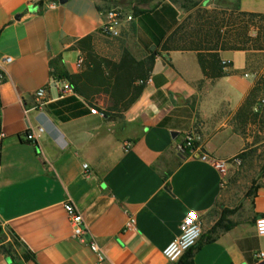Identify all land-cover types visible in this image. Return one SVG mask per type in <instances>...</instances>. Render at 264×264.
Returning a JSON list of instances; mask_svg holds the SVG:
<instances>
[{
  "label": "crops",
  "instance_id": "crops-1",
  "mask_svg": "<svg viewBox=\"0 0 264 264\" xmlns=\"http://www.w3.org/2000/svg\"><path fill=\"white\" fill-rule=\"evenodd\" d=\"M233 1L239 12L264 15V0L202 4ZM149 2L154 6L144 13L127 14L130 31L120 33L131 55L136 48L137 60L156 54L149 81L113 117L106 112L109 96L91 90L86 79L78 81L80 92L71 86L63 96L50 84L55 60L73 76L86 71L89 55L111 60L97 45L105 39L109 1L0 0V59H12L0 81V264H100L72 237L67 201L82 214L87 239L103 250L102 264H174L162 252L190 211L202 230L194 264H264L258 258L264 236L255 230L264 216V176L247 195L253 181L240 191L233 167L222 172L200 159L243 154L245 163L247 151L260 145L246 134L250 116L244 106L255 86L246 51H219L230 66L220 78H205L195 52L163 50L180 21L179 7L169 0ZM117 53L114 62L122 51ZM41 87L46 95L39 106L34 94ZM190 132L196 150L185 155L178 146ZM224 210L231 213L213 231ZM130 215L135 226L126 229Z\"/></svg>",
  "mask_w": 264,
  "mask_h": 264
},
{
  "label": "trees",
  "instance_id": "trees-1",
  "mask_svg": "<svg viewBox=\"0 0 264 264\" xmlns=\"http://www.w3.org/2000/svg\"><path fill=\"white\" fill-rule=\"evenodd\" d=\"M235 10L216 12L214 9L210 13L204 11L203 13L207 16L200 18L203 20L202 22L194 24L191 35L183 34L185 33L183 32L185 26L180 22H175V27L167 37L163 50L193 51L197 55L199 66L205 78L217 79L224 76V68L230 66V63L221 62L218 55L219 51H247V45L252 39L247 38L250 26L256 29L255 42L260 43L262 41L264 43V25L256 26L257 21L264 24V15L239 12L236 7ZM144 12V10L135 9L134 15ZM238 24L245 28L244 37L241 39L234 34L233 30V27ZM253 47L255 50H264L260 44L258 46L255 44ZM155 55L153 53L143 60L137 61L128 50L123 49L118 62L89 55L91 64L87 65L86 71L79 76L69 75L64 68L60 67L59 60H55L50 64V75L52 80L68 82L76 92H80L79 79L84 78L91 82V90L95 86L96 91L102 89V92L109 96L110 105L106 112L113 113V117H117L116 114L127 108L141 94L144 82L151 72ZM139 81L142 83L137 84ZM257 92L258 86H255L245 102L244 110L248 117L258 113L253 111ZM126 97H128V101L122 102ZM195 149L196 145L194 144L193 147L185 148L184 153L189 155ZM242 156L243 154L238 155L239 158ZM260 176H264V166ZM255 184L256 181H253L247 195L253 192ZM228 213L231 211L224 210L222 212L221 219L215 224L213 231L222 227V218ZM194 248L184 253L174 264H194L192 254Z\"/></svg>",
  "mask_w": 264,
  "mask_h": 264
},
{
  "label": "rangeland",
  "instance_id": "rangeland-1",
  "mask_svg": "<svg viewBox=\"0 0 264 264\" xmlns=\"http://www.w3.org/2000/svg\"><path fill=\"white\" fill-rule=\"evenodd\" d=\"M111 4L110 7L106 10H114L118 11L122 14H131L134 16L135 9H150L154 6L153 3L149 2V0H106ZM175 3L180 10L181 17L180 23L183 24L184 30L183 34H192V29L195 23L202 22L201 17H206L207 14L203 13L207 11L210 13L212 10L219 11H231L235 10V1L231 3H224L223 5H209L208 7L202 4V0H169ZM236 11V10H235ZM256 23V22H255ZM123 22L119 26V35L115 38H110L104 36L105 39L99 40L98 46L103 47L110 53L108 56L113 61L117 59V49L123 51L125 49V40L120 38V33L124 30V28L128 31L129 27L124 25ZM129 24V23H128ZM263 23L257 21V27L263 26ZM225 30V29H223ZM234 34L238 37L243 38L245 33V28L238 24L233 27ZM255 27L249 28L247 33V38H252L251 42L247 45L246 51V70L248 73L252 74L255 77V86H258L257 99L256 104L261 105L258 113L256 115H252L247 122L246 125V134L250 137H254L255 141L260 143V145L254 149L247 151L249 158L248 160L237 167L234 168L235 175L238 177V190L242 191L249 187L252 181H256L261 176L262 167L264 166V50H255L253 46H258L259 44L264 47V43L255 42ZM258 44V45H257ZM102 48V49H103ZM128 50V49H127ZM129 51V50H128ZM135 60L136 57L140 55L136 51V48L133 50V55ZM139 61V60H137ZM254 86V87H255ZM254 109V108H253ZM254 113V112H253ZM248 147V146H247ZM247 149V148H246ZM236 181V180H235ZM13 245L18 247L17 243L13 240Z\"/></svg>",
  "mask_w": 264,
  "mask_h": 264
},
{
  "label": "built area",
  "instance_id": "built-area-1",
  "mask_svg": "<svg viewBox=\"0 0 264 264\" xmlns=\"http://www.w3.org/2000/svg\"><path fill=\"white\" fill-rule=\"evenodd\" d=\"M29 2H44V0H29ZM57 6L56 2H46V7L53 9ZM132 20L131 15H125L118 11L109 10L105 11L104 13V21L102 26V34L104 36L115 38L119 35V26L123 22H129ZM12 62V59L10 57H3L0 59V81L5 79L6 76V67ZM78 65L81 64V61L79 60ZM149 81V79L147 80ZM146 81V82H147ZM142 82H140L141 84ZM50 84L52 86L58 87L59 92L61 96H63L66 93L72 92V88L70 84L66 81H55L51 80ZM46 95V87L39 88L35 94L34 98L36 100V103L41 106L43 104V101L45 99ZM261 105H257L254 107L253 111L257 113L260 109ZM91 114H96L97 110L90 109ZM39 132H42L43 130L41 128H38ZM5 138V135L0 131V156H1V150H2V144L3 140ZM34 138L32 132H28L26 135V139L28 141H32ZM196 140L194 137V133L190 132L185 135L183 142L178 146V150L181 152H184L185 148L193 147ZM196 150V149H195ZM195 150L191 152V154L195 153ZM200 159L202 161H210L213 163V165L219 169L222 172H225L227 168H235L241 164V159L238 156H235L233 158H230L228 160H215L210 157H208L206 154H202L200 156ZM83 168L86 169L87 165H83ZM65 212L68 217L69 224L71 226L72 231V237L76 239L79 243L84 244L88 246V248L93 252L96 257L98 263L102 264L106 261V256L103 252V250L97 245V243L94 240L87 239V230L84 226L83 216L77 210V208L69 201L65 202L63 204ZM135 226V219L133 216H128L127 222L125 224L126 229H133ZM255 230L256 233L259 236H264V216L258 218L255 221ZM202 234L201 230V223L199 220L198 215L190 211L188 212L182 219L180 226H179V234L176 238H174L163 250V256L171 263H176L181 256L189 251L190 249L194 248L199 241ZM264 254L260 253L258 255V258H263Z\"/></svg>",
  "mask_w": 264,
  "mask_h": 264
},
{
  "label": "water",
  "instance_id": "water-1",
  "mask_svg": "<svg viewBox=\"0 0 264 264\" xmlns=\"http://www.w3.org/2000/svg\"><path fill=\"white\" fill-rule=\"evenodd\" d=\"M67 1H68V0H58V3H59L60 5H63V4H65Z\"/></svg>",
  "mask_w": 264,
  "mask_h": 264
}]
</instances>
